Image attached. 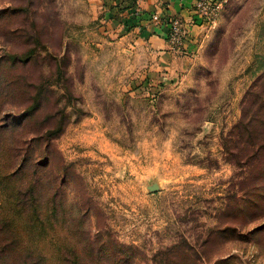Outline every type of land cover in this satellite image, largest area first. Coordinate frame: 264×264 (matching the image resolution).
I'll return each mask as SVG.
<instances>
[{
	"label": "rangeland",
	"instance_id": "1",
	"mask_svg": "<svg viewBox=\"0 0 264 264\" xmlns=\"http://www.w3.org/2000/svg\"><path fill=\"white\" fill-rule=\"evenodd\" d=\"M105 1L0 0V264H264V0L164 84Z\"/></svg>",
	"mask_w": 264,
	"mask_h": 264
},
{
	"label": "crops",
	"instance_id": "2",
	"mask_svg": "<svg viewBox=\"0 0 264 264\" xmlns=\"http://www.w3.org/2000/svg\"><path fill=\"white\" fill-rule=\"evenodd\" d=\"M200 1L213 3L218 0L105 1V19L110 33L114 32V36L120 37H134L130 47L134 48L135 55L145 64L142 80L164 84L178 78L186 70L199 50L203 33L208 27V17L198 7ZM135 2L139 11L146 13L141 16V25H137L139 18L132 11L133 6L137 9ZM153 12L159 13L161 22L149 18ZM169 15L180 20L184 38L179 45L172 44L167 38L168 28L162 20Z\"/></svg>",
	"mask_w": 264,
	"mask_h": 264
},
{
	"label": "built area",
	"instance_id": "3",
	"mask_svg": "<svg viewBox=\"0 0 264 264\" xmlns=\"http://www.w3.org/2000/svg\"><path fill=\"white\" fill-rule=\"evenodd\" d=\"M214 2H216V1H214ZM206 3L209 4V8L212 7L213 3H208L206 1H200L198 3V7L206 5ZM135 10L138 12L139 8H137ZM156 18H155L154 15L151 14V16H150L151 20L160 21L161 22L160 19H158V18L156 19ZM162 22L168 28V35H167L168 40L174 45H179L182 42L183 37H184V33L182 31V28H181L180 20L177 17H175V16L169 15V16H166L162 20Z\"/></svg>",
	"mask_w": 264,
	"mask_h": 264
},
{
	"label": "trees",
	"instance_id": "4",
	"mask_svg": "<svg viewBox=\"0 0 264 264\" xmlns=\"http://www.w3.org/2000/svg\"><path fill=\"white\" fill-rule=\"evenodd\" d=\"M133 6V5H132ZM132 11H133V13L135 14V15H137V17L139 18V21L137 22V25H139L140 24V21L141 20H143V18L141 17L142 15L144 16V15H146V13L145 12H140V11H136L135 10V7L133 6V8H132ZM140 14V15H139ZM146 18V17H145ZM150 18V17H149ZM136 25V24H135ZM141 25V24H140ZM168 35V34H167ZM264 150V141H259V142H257L256 144H255V147L252 149V151L248 154V156L246 157V163H253L254 161H256V158L259 156V154L262 152ZM19 197H20V194H19ZM4 243H6V242H4ZM77 257V259H78V261L79 260H81L82 259V257H81V255H77L76 256ZM24 264H33V261L32 262H30V263H24Z\"/></svg>",
	"mask_w": 264,
	"mask_h": 264
}]
</instances>
